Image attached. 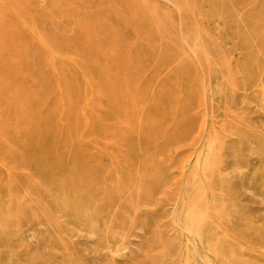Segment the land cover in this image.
<instances>
[{
  "label": "rangeland",
  "instance_id": "obj_1",
  "mask_svg": "<svg viewBox=\"0 0 264 264\" xmlns=\"http://www.w3.org/2000/svg\"><path fill=\"white\" fill-rule=\"evenodd\" d=\"M0 264H264V0H0Z\"/></svg>",
  "mask_w": 264,
  "mask_h": 264
},
{
  "label": "bare ground",
  "instance_id": "obj_2",
  "mask_svg": "<svg viewBox=\"0 0 264 264\" xmlns=\"http://www.w3.org/2000/svg\"><path fill=\"white\" fill-rule=\"evenodd\" d=\"M124 247V246H123Z\"/></svg>",
  "mask_w": 264,
  "mask_h": 264
}]
</instances>
